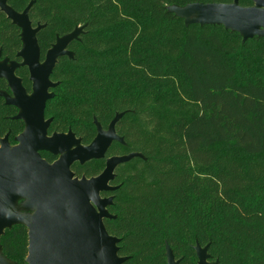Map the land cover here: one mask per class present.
<instances>
[{
  "label": "trees",
  "instance_id": "16d2710c",
  "mask_svg": "<svg viewBox=\"0 0 264 264\" xmlns=\"http://www.w3.org/2000/svg\"><path fill=\"white\" fill-rule=\"evenodd\" d=\"M34 1L29 18L41 60L57 37L84 26L58 60L47 102L51 132L72 130L90 143L94 120L124 145L111 155L140 153L120 165L105 220L120 239L124 264H197L194 247L209 246L219 264H264V38L246 42L223 26L185 25L168 7L233 0H8L16 12ZM21 30L0 12L2 58L17 62ZM31 93L26 67L16 70ZM0 92H9L0 79ZM18 109L0 97V139L23 132ZM49 162L53 158L43 155ZM104 161L79 167L99 175ZM107 195V194H105ZM1 254L27 264L28 229L5 230Z\"/></svg>",
  "mask_w": 264,
  "mask_h": 264
},
{
  "label": "water",
  "instance_id": "95a60500",
  "mask_svg": "<svg viewBox=\"0 0 264 264\" xmlns=\"http://www.w3.org/2000/svg\"><path fill=\"white\" fill-rule=\"evenodd\" d=\"M240 1L171 6L168 11L184 19L186 26H223L239 33L243 42L264 38V0H249L254 7L247 8L241 7ZM33 3L16 12L8 0H0V12L21 30L23 44L17 53L21 63L2 61L0 50V79L7 82L12 94L0 92V97L6 105L19 109L14 118L25 123V131L16 138L17 145H10L8 135L0 140V238L5 230L24 224L28 229L27 264H124L127 258L119 256L120 239L111 236L104 225L105 219L114 218L108 212L113 197L101 195L118 189L110 186L118 166L143 156L140 153L113 156L106 160L100 175L90 179L75 177L73 164L103 160L113 143L124 145L123 138L116 133V125L124 113H117L107 130L96 121L97 135L88 146H83L71 131L48 136L51 119L46 120L45 110L47 102L54 97L51 90L58 85L51 75L60 58H74L69 46L79 40L84 26L57 37L41 61L37 34L43 26L34 27L30 21ZM20 67L28 69L31 94L16 76ZM41 152L59 158L49 163ZM22 199H25L22 210L31 211L30 216L18 212L17 204ZM194 249L197 264H210L207 247L198 245ZM1 250L0 246V258L14 264ZM166 257L167 264H180L169 247Z\"/></svg>",
  "mask_w": 264,
  "mask_h": 264
},
{
  "label": "flooded vegetation",
  "instance_id": "af4514ba",
  "mask_svg": "<svg viewBox=\"0 0 264 264\" xmlns=\"http://www.w3.org/2000/svg\"><path fill=\"white\" fill-rule=\"evenodd\" d=\"M233 2H234V0H233ZM232 2V3H233ZM232 3H230V4H232ZM223 4H225V3H223ZM239 5L241 6V7H245V8H247V7H254V3L253 2H251V1H249V0H241L240 2H239ZM17 56V55H16ZM6 59V58H5ZM20 59V58H19ZM45 59V58H44ZM1 60L3 61L4 59L3 58H1ZM9 60V59H8ZM21 60V59H20ZM9 61H13V60H9ZM41 61H43V60H41ZM17 62V61H16ZM21 62H22V60H21ZM21 62H18V63H21ZM28 70V69H27ZM29 73V72H28ZM17 76V75H16ZM18 77V76H17ZM21 79V78H20ZM7 83V82H6ZM7 87H8V85H7ZM25 88V87H24ZM8 89H9V87H8ZM51 92H52V90H51ZM6 93H8V94H10V95H12L11 94V91H10V89H9V92H6ZM28 93V92H27ZM31 93H32V83H31ZM31 93H28V94H31ZM5 100V99H4ZM6 104V103H5ZM14 107V106H13ZM16 108V107H15ZM18 109V108H17ZM18 114H19V109H18ZM17 114V115H18ZM17 115H15L14 117H16ZM45 118H46V120H48V119H51V124H50V127H49V130H48V136H52L53 134H55V133H58V134H67L69 131H71L74 135H75V137L77 138V139H80L81 140V144L83 145V146H88V145H90L92 142H93V140L95 139V137H96V135H97V127H96V124H95V122H96V120H94V125H95V127H96V135H95V137L93 138V140L90 142V143H88V144H84L83 143V141H82V138L81 137H79V136H77L72 130H68L67 132H57V131H50L51 130V126H52V122H53V119L52 118H47L46 117V115H45ZM15 119V118H14ZM17 120V119H16ZM22 121V120H21ZM24 122V121H23ZM110 124V123H109ZM109 126V125H108ZM108 126L106 127V128H104V127H102L104 130H107L108 129ZM117 126V125H116ZM25 131V123H24V130H23V132ZM23 132H21L20 134H18L16 137H15V141H16V138L19 136V135H21ZM116 133H117V130H116ZM118 134V133H117ZM6 135H8V141H9V143H10V140H9V138H10V131L9 132H7L6 134H5V136ZM119 135V134H118ZM4 136V137H5ZM120 136V135H119ZM3 137V138H4ZM121 137V136H120ZM2 138V139H3ZM1 140V139H0ZM118 142H115V143H113V145L110 147V149L107 151V153H106V157L103 159V160H99V161H104V169H105V166H106V160L108 159V158H111V157H113V156H123V155H111V156H109V151L111 150V148L115 145V144H117ZM118 144H120V143H118ZM10 145L11 146H15V145H17V142H16V144H11L10 143ZM122 145V144H121ZM43 155H46V156H50V157H52L53 158V160H52V162H49L46 158H44L43 157ZM41 156H42V158L44 159V160H46L47 162H49V163H53V162H55V161H57L58 160V158H59V156H54V155H52L51 153H48V152H41ZM94 162H97V161H90V162H87V163H85V164H83V165H81L80 163H75V164H73V166H72V168H71V170H72V172L74 173V175H75V177L76 178H78V179H81V178H83V177H85L86 179H90V178H93V177H96V176H98V175H96V176H91V177H87L86 176V174H82V175H80V176H76V173H75V170H77V168H79V167H84L85 165H87V164H90V163H94ZM119 167V166H118ZM117 167V168H118ZM117 168H116V170H117ZM103 169V170H104ZM103 170H102V172H103ZM116 170H115V176H116ZM101 172V173H102ZM100 173V174H101ZM99 174V175H100ZM114 181V180H113ZM113 181L110 183V186H112V187H118L119 188V186L118 185H115L114 183H113ZM112 192H114V191H112ZM112 192H105V193H102V198H109V197H113L114 198V196L113 195H111V194H109V193H112ZM105 194H107V195H105ZM110 207V206H109ZM109 207H108V209H109ZM108 212H109V210H108ZM105 220H108V219H105ZM105 220H104V222H105ZM196 246H198V245H196ZM195 246V247H196ZM194 247V248H195ZM199 247H201L200 245H199ZM205 247H207V254L210 256V259L208 260V262L210 263V264H215V263H217V264H219L218 263V261H213L212 260V257H211V255L209 254V246H205ZM205 247H201V248H205ZM195 250V249H194ZM195 254H196V252H195ZM196 258H197V256H196ZM176 260V259H175ZM176 261H179V260H176ZM197 263H198V259H197Z\"/></svg>",
  "mask_w": 264,
  "mask_h": 264
},
{
  "label": "rangeland",
  "instance_id": "374dc122",
  "mask_svg": "<svg viewBox=\"0 0 264 264\" xmlns=\"http://www.w3.org/2000/svg\"><path fill=\"white\" fill-rule=\"evenodd\" d=\"M24 203H25V199H22V200H20L18 202V204H17L18 212H20L22 214H26V216H30V214H32L31 211H24V210H22ZM3 261L6 262V263H8V264H11L10 262H7L5 259L0 258V263H2Z\"/></svg>",
  "mask_w": 264,
  "mask_h": 264
}]
</instances>
